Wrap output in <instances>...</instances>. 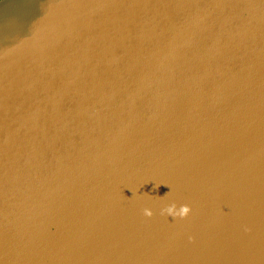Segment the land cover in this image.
Segmentation results:
<instances>
[{"label": "water", "instance_id": "obj_1", "mask_svg": "<svg viewBox=\"0 0 264 264\" xmlns=\"http://www.w3.org/2000/svg\"><path fill=\"white\" fill-rule=\"evenodd\" d=\"M0 264H264V0H0Z\"/></svg>", "mask_w": 264, "mask_h": 264}, {"label": "clouds", "instance_id": "obj_2", "mask_svg": "<svg viewBox=\"0 0 264 264\" xmlns=\"http://www.w3.org/2000/svg\"><path fill=\"white\" fill-rule=\"evenodd\" d=\"M190 210V206L187 204L177 207L175 203H172L161 209V215H164L166 213L172 217L184 218L189 214ZM143 211L146 216L151 217L153 215L152 210L149 208H145Z\"/></svg>", "mask_w": 264, "mask_h": 264}]
</instances>
